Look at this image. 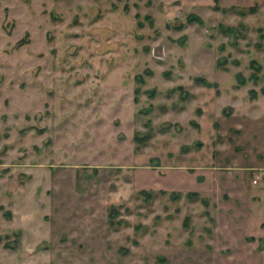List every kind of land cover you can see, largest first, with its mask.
<instances>
[{
	"label": "rangeland",
	"instance_id": "1",
	"mask_svg": "<svg viewBox=\"0 0 264 264\" xmlns=\"http://www.w3.org/2000/svg\"><path fill=\"white\" fill-rule=\"evenodd\" d=\"M0 264H264V0H0Z\"/></svg>",
	"mask_w": 264,
	"mask_h": 264
}]
</instances>
